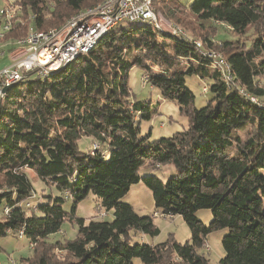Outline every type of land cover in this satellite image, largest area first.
<instances>
[{"label": "trees", "instance_id": "1", "mask_svg": "<svg viewBox=\"0 0 264 264\" xmlns=\"http://www.w3.org/2000/svg\"><path fill=\"white\" fill-rule=\"evenodd\" d=\"M107 1L6 4L15 15L0 45L10 49L29 31L61 29ZM156 2L170 22L186 13L227 27L235 36L221 40L227 69L208 53L211 39H200L198 49L193 36L125 22L62 69L11 85L0 100V239L21 231L32 250L27 264H209L202 249L217 231H224L218 264H264V0ZM249 31L254 36L234 47ZM133 68L144 71L162 100L176 104L187 128L151 143L140 137V122L152 111L148 102L130 99ZM188 77L210 94L199 109ZM82 142L90 147L82 150ZM162 165L173 167L165 180L139 174ZM28 171L55 196H35ZM140 182L151 192L153 215L183 219L186 242L171 235L148 241L159 235L152 218L122 201ZM89 194L109 221L75 217ZM67 199L70 213L63 209ZM202 210L210 212L207 225L196 216ZM65 221L76 225V236L50 242Z\"/></svg>", "mask_w": 264, "mask_h": 264}, {"label": "rangeland", "instance_id": "2", "mask_svg": "<svg viewBox=\"0 0 264 264\" xmlns=\"http://www.w3.org/2000/svg\"><path fill=\"white\" fill-rule=\"evenodd\" d=\"M20 0H0V7L6 4H14ZM153 1V0H152ZM189 2L191 0H188ZM154 7L157 9V18L161 20L164 30L170 32V28H175L177 32H181L187 37H194L197 39V43L200 45V39L208 38L211 39L214 48L208 50L209 54L215 59V63L224 61L222 42L221 40L229 39L232 40L235 36L232 35L227 27L220 24L214 23H202L197 21L195 18L189 16L186 13L177 15V22L168 21L162 14H160V5L154 1ZM94 8V7H93ZM177 23V24H176ZM170 27V28H169ZM251 31V30H250ZM246 33V38H239L238 43L234 44V47H240V42L245 39H249L254 35L251 32ZM180 33V34H181ZM10 46L5 47L4 53H6V59L8 57V64L19 58L21 51H14ZM223 53V54H222ZM11 55V58H9ZM223 63V62H221ZM144 71L140 68H133L128 77V86L131 92V101H142L150 104V110L152 116L150 120H142L140 122V137L147 139L148 143L159 140L161 138H169L174 133L180 132L187 128L188 119L180 114L178 107L173 102L162 100L156 89L150 87L145 83ZM35 79V75H30L29 80ZM186 87L194 95V103L196 108L203 107L209 100L210 94L203 95L204 90L202 85L195 77H188L185 80ZM90 147V143L82 142L81 149L84 150ZM157 177L165 180L172 172L173 167L171 165H162L154 168H142L139 172L140 176H146L150 173ZM29 179L34 189V195L39 196L40 194H50L55 196L54 190H51L43 183L39 182L36 177L31 173ZM123 202L131 205L134 211L139 216H150L153 220V224L159 230V235L153 239H148L152 244H157L165 241L169 235H171L177 242L184 243L189 239V230L180 216L163 218L161 216H154V203L152 200L151 192L140 182L131 186L127 195L122 199ZM72 207V201L67 199L63 205L65 212L70 213ZM75 217L84 219L86 222L89 220H110V214L105 213L101 209H98V202L92 196L88 195L84 200L77 204L75 208ZM153 215V216H152ZM197 218L204 224H209L211 221V215L209 211H199L196 213ZM224 235V231H217L210 233L206 237L207 247L202 249V253L206 255L209 260V264H218L219 259L223 256V249L221 246V239ZM76 236V225L73 222L65 221L61 227L59 234L50 237L49 241L60 239L64 241L66 239H73ZM206 248V249H205ZM55 256L59 257L61 254L57 250ZM32 258V250L29 244V240L25 237L19 238L17 233L9 234L6 237L0 239V264H27V261ZM13 262V263H12ZM134 264H142L140 260H134Z\"/></svg>", "mask_w": 264, "mask_h": 264}, {"label": "built area", "instance_id": "3", "mask_svg": "<svg viewBox=\"0 0 264 264\" xmlns=\"http://www.w3.org/2000/svg\"><path fill=\"white\" fill-rule=\"evenodd\" d=\"M126 19L148 20L163 26L157 14H152L147 0H117V4L112 8L93 13L85 20H74L73 25L63 32L38 36L34 30L30 41L20 43L19 47H12L16 52L21 51L20 57L9 64H1L0 96L3 88L25 79L28 75L41 77L54 71L69 55L85 50L88 43L94 40L104 26ZM6 24L5 28L0 29L6 30ZM170 29L178 33L175 28ZM4 51L5 47H2L0 60L6 57ZM9 56L11 58V55ZM220 67L225 69L224 65Z\"/></svg>", "mask_w": 264, "mask_h": 264}, {"label": "bare ground", "instance_id": "4", "mask_svg": "<svg viewBox=\"0 0 264 264\" xmlns=\"http://www.w3.org/2000/svg\"><path fill=\"white\" fill-rule=\"evenodd\" d=\"M117 4V0H109L101 5H98L94 8H90V9H87L86 11L82 12V13H79L78 15L76 16H73L70 20H68L66 22V24L61 28V29H55V30H52V31H49L48 33H38V36H48V34H52V33H60V32H63L65 30H67L70 26L73 25V22L74 20H85L87 17L93 15V13H98L102 10H107L108 8H112L114 7L115 5ZM147 5H150V9L152 11V14H156L155 11L153 10V7H152V0H147ZM14 9H12L10 6H4V7H0V28H5V23L6 24V30L5 29H0V39L4 37V35L9 32L12 28V21L14 19ZM125 22H145V23H149L151 24L153 27H155L157 30H164L163 26H161V24L159 23H155V22H151V21H148V20H133V19H126V20H122V21H119L117 22L116 24H110V25H106L104 26V29L100 30L99 34L94 37V40L89 42L88 45L86 46V49L85 50H81V51H76L75 53H73L72 55H69L67 58H65V60H63L61 62V65H59V67L55 68L54 71H51L49 72L48 74H45L43 76H41L40 78H43V77H46L47 75H50L56 71H58L59 69H62L63 67H65L66 65H68L69 63L73 62L74 60H76L79 56L87 53L90 49H92L93 46L96 45V43L103 37L105 36L113 27H115L117 24H122V23H125ZM166 31V30H165ZM170 32L171 33H176L174 30H171L170 29ZM33 31H29L27 37L25 39H21V40H18L15 42V44L17 45V47L20 46V43H26L28 41H30V39L32 38L33 36ZM181 32H179L178 34L179 35H183L182 33L180 34ZM177 34V35H178ZM176 35V34H175ZM185 37V36H184ZM187 38V37H186ZM196 46L198 47V49H200L201 47H199L198 44H196ZM195 46V47H196ZM2 48V46L0 45V49ZM197 49V50H198ZM201 52V51H200ZM204 52V51H202ZM201 52V53H202ZM209 53V52H208ZM207 53V54H208ZM204 55V54H203ZM208 56V55H207ZM206 57V56H205ZM215 60V59H214ZM216 61V60H215ZM225 61V60H224ZM224 61H220V62H217L216 64L218 65V67L220 68V65H224L225 66V69H227L226 65H225V62ZM223 62V63H221ZM216 65V66H217ZM215 66V65H214ZM217 69V68H216ZM219 70V69H218ZM229 76V75H228ZM23 79H20V81H22ZM230 80V78H229ZM19 81V82H20ZM227 81V79H226ZM15 84V83H14ZM11 86V85H10ZM9 86V87H10ZM204 92H206V90H204ZM1 97V96H0ZM18 237L19 238H22L23 237V233L20 231L18 233ZM13 263V262H12Z\"/></svg>", "mask_w": 264, "mask_h": 264}, {"label": "crops", "instance_id": "5", "mask_svg": "<svg viewBox=\"0 0 264 264\" xmlns=\"http://www.w3.org/2000/svg\"><path fill=\"white\" fill-rule=\"evenodd\" d=\"M9 58H10V56H9ZM7 63H8V57L6 59L3 58L0 60V66H1V64L3 65V64H7Z\"/></svg>", "mask_w": 264, "mask_h": 264}, {"label": "water", "instance_id": "6", "mask_svg": "<svg viewBox=\"0 0 264 264\" xmlns=\"http://www.w3.org/2000/svg\"><path fill=\"white\" fill-rule=\"evenodd\" d=\"M8 88L9 87H5V88L2 89L0 100L4 97V94L7 92Z\"/></svg>", "mask_w": 264, "mask_h": 264}]
</instances>
